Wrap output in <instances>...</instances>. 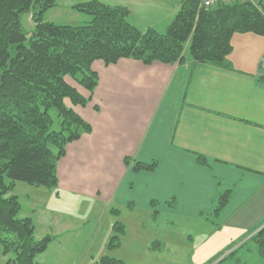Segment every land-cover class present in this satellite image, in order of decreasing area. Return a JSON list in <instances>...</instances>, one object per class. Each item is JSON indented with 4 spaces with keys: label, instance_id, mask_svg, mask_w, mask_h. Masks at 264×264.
<instances>
[{
    "label": "crops",
    "instance_id": "0c3cea01",
    "mask_svg": "<svg viewBox=\"0 0 264 264\" xmlns=\"http://www.w3.org/2000/svg\"><path fill=\"white\" fill-rule=\"evenodd\" d=\"M231 38L228 69L189 60L95 61L94 92L86 105H72L92 129L66 144L58 191L119 215L126 208L133 217L192 218L212 216L216 198L230 190L220 223L264 220V36ZM152 161L153 170L133 168Z\"/></svg>",
    "mask_w": 264,
    "mask_h": 264
},
{
    "label": "trees",
    "instance_id": "16d2710c",
    "mask_svg": "<svg viewBox=\"0 0 264 264\" xmlns=\"http://www.w3.org/2000/svg\"><path fill=\"white\" fill-rule=\"evenodd\" d=\"M178 1L173 21L160 32L153 27L137 29L128 20L129 9L120 4L88 0L74 5L89 20L72 25L43 19L56 0H0V244L3 254L14 252L8 264H40L36 256L53 239L49 235L35 238L30 217L16 216L21 208L19 197L6 196V192L17 181L57 190V161L65 154V145L92 129L64 104V98L80 106L87 104L98 82L97 71L91 68L94 60L104 65L128 57L145 65L189 60L228 69L233 34L264 36V0H235L207 9L200 7L199 0ZM24 13L33 22L30 33L21 23ZM77 86L87 90L89 97ZM124 159L128 165L130 159ZM198 162L204 163V157L198 156ZM155 165L156 161L136 162L133 168L153 170ZM230 196V190L219 194L214 213L223 210ZM113 226L115 233L107 244L110 250L120 245L124 232L122 223ZM256 239L257 253L264 257V228ZM228 259L223 257L216 264ZM96 263L126 264L108 255Z\"/></svg>",
    "mask_w": 264,
    "mask_h": 264
},
{
    "label": "rangeland",
    "instance_id": "374dc122",
    "mask_svg": "<svg viewBox=\"0 0 264 264\" xmlns=\"http://www.w3.org/2000/svg\"><path fill=\"white\" fill-rule=\"evenodd\" d=\"M84 1L88 0H56V6L46 10L43 19L72 25L86 23L89 16L73 9L74 5ZM100 1L127 7L130 11L128 20L140 31L150 27L165 31L179 8L178 0ZM21 23L28 33L32 31L29 13L21 15ZM239 49L236 45V50ZM95 61L104 64L100 59L94 60L92 69H95ZM66 80L75 85L73 80ZM77 90L86 97L90 95L84 88L77 86ZM64 104L73 110L72 105H78L68 98H64ZM6 196L19 197L21 208L16 216L30 217L35 238L53 237L45 252L36 256L40 264H97L96 261L104 255L116 257L126 264H216L226 256L229 259L221 264H235L237 259L238 264H264V257L257 253L256 239V234L264 228V220L242 227L220 223L223 216L218 211L212 216L192 218L155 212L133 217L127 215L130 213L125 208L119 215L110 213L101 202H86L68 192L58 191V188L47 189L18 181ZM115 222L123 224L125 233L120 236V245L110 250L107 244L115 233ZM65 225L69 226L68 229L57 232ZM50 227H53L54 234ZM160 240L166 244L161 246ZM2 249L0 244V264H8V260H13L14 252L3 254ZM233 250L237 251L231 255Z\"/></svg>",
    "mask_w": 264,
    "mask_h": 264
},
{
    "label": "built area",
    "instance_id": "2783aa9c",
    "mask_svg": "<svg viewBox=\"0 0 264 264\" xmlns=\"http://www.w3.org/2000/svg\"><path fill=\"white\" fill-rule=\"evenodd\" d=\"M232 1H235V0H199L198 4L200 5V7L207 9V8L217 6L218 4H228Z\"/></svg>",
    "mask_w": 264,
    "mask_h": 264
}]
</instances>
